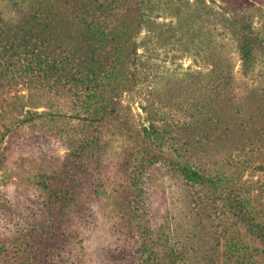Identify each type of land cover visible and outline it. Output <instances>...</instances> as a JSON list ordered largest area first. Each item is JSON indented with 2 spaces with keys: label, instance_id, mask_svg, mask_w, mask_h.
Returning <instances> with one entry per match:
<instances>
[{
  "label": "trees",
  "instance_id": "trees-1",
  "mask_svg": "<svg viewBox=\"0 0 264 264\" xmlns=\"http://www.w3.org/2000/svg\"><path fill=\"white\" fill-rule=\"evenodd\" d=\"M10 1L19 3L22 9L18 20H3L6 28L0 24V47L8 57L17 55L25 61L19 76L26 81L27 93L11 98L9 106L14 109L12 119L6 123V132L14 135L21 127L41 124L44 120L55 122L60 115L78 121L82 129L70 138V150L63 160L37 170L35 181L48 217L37 225L29 224L21 237L28 261L0 264H59L54 256L62 257V249L77 232L75 226L94 222L91 220L95 210L91 204L107 193L109 173L106 161L103 162L104 130L119 127L124 98L145 86H158L159 76L152 60L158 58V51L165 44H177L180 49L190 51L201 42L196 40L200 37L192 25L183 21L185 7L174 0ZM167 13L170 21H160ZM232 14L229 26L243 71L249 74L259 59L262 38L252 19L242 24ZM189 32L193 35L185 40ZM208 66L203 63L201 68ZM7 72L0 66V93L5 89L3 80L7 79ZM205 75L218 87L232 90V80L217 75L216 68L209 69ZM220 96L219 89L216 99ZM57 99L63 103L55 111L52 108ZM41 106L45 109L39 110ZM148 113L149 124L144 125L143 137L165 139L174 129L169 138L176 150L182 152L174 161L179 176L211 193L215 209L220 205L217 219L212 218L218 228V246L205 250L198 260L186 259L184 251L172 241L167 203L159 201L158 189L149 183L150 173L146 171L149 164L145 158L135 157L118 164L122 181L115 186L114 192L118 194L113 197L114 205L107 218L110 229L121 241L116 245L109 243L112 245L109 262L264 264V183L245 177L251 167L264 170V109L256 120L254 132L244 129L245 139L230 150L232 160L214 167L203 161V150L214 130L219 133L218 116L210 117L206 131L199 132V137L194 133L197 129L194 121H183L175 124V128L166 121L161 129L159 113L150 109ZM48 127L41 126L35 139L27 138L26 146L36 148L50 142L54 130ZM4 134L0 132L2 167L10 156L1 151ZM248 149L261 153L252 165L247 163ZM75 216L80 217L78 224ZM0 246L5 248L2 240Z\"/></svg>",
  "mask_w": 264,
  "mask_h": 264
},
{
  "label": "rangeland",
  "instance_id": "rangeland-1",
  "mask_svg": "<svg viewBox=\"0 0 264 264\" xmlns=\"http://www.w3.org/2000/svg\"><path fill=\"white\" fill-rule=\"evenodd\" d=\"M174 1L185 7L183 21L192 25L195 34L200 37L196 40L201 43L190 51L180 49L181 46L177 44H165L159 49L158 58L152 60L159 76L158 86H145L138 93L124 98L123 120L119 127L104 130L106 144L103 162L106 161L109 173L107 193L91 204L95 210L91 220L94 222L75 226L77 232L71 243L62 249V257L54 256L59 264L63 259L66 262L62 264H115L109 262L108 251L121 238L110 229L107 216L114 205L113 197L118 194L114 192L115 186L122 181L118 164L126 159L132 161L135 157H143L149 164L146 169L150 173L149 183L158 189L159 201L167 203L172 241L184 251L186 259L198 260L205 250L218 246V228L213 221L217 219L220 205L216 211L211 193L179 176L174 161L181 157L182 152L176 150L169 138L175 130L170 131L165 139L158 140H146L142 133L144 125L149 124V109L159 113L158 126L161 129L166 121L172 123L174 128L175 124L183 121L196 122L194 133L199 137V132L206 131V122L211 121L210 117L218 116L219 133L213 128L215 134L206 142L203 161L208 167H214L217 163L225 164L232 160L230 150L245 139L244 129L254 132L256 120L264 109V0ZM18 5L10 0H0V24L3 28H6L3 20L19 19L22 7ZM232 13L238 16V22L242 24L252 19L254 28L262 38L258 48L259 59L249 74L243 71L240 52L229 26ZM170 19L169 13L159 18L160 21ZM192 35L189 32L185 40ZM24 63L21 56L8 57L4 48L0 47V66L4 72L8 70L7 79L3 80L5 89L0 93V132L5 133L1 151L10 155L4 167L0 165V240L5 244L4 249L0 246V263L28 261L21 237L29 224L37 225L48 217L44 211L42 192L35 181L37 170L63 160L70 150V138L82 129L78 121L60 115L56 116L55 122L44 120L41 124L21 127L22 130L14 135L6 132V123L12 119L14 109L9 106L11 98L27 93L26 81L19 76ZM203 63L209 66L201 68ZM211 68L217 69V75L232 80V90L225 86L218 87L209 75H205ZM219 89L221 96L216 99ZM62 103L57 99L52 110L61 109ZM7 107H10V112ZM41 126L46 129L52 126L54 132L50 142L38 144L36 148L26 146L27 138L35 139L36 131H40ZM260 155L248 149L247 163H256ZM245 177L260 179L264 183V170L251 167ZM74 220L77 223L80 217L75 216Z\"/></svg>",
  "mask_w": 264,
  "mask_h": 264
}]
</instances>
